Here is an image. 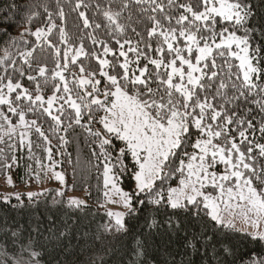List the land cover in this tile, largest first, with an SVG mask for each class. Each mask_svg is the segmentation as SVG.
I'll return each mask as SVG.
<instances>
[{
  "label": "snow or ice",
  "instance_id": "obj_1",
  "mask_svg": "<svg viewBox=\"0 0 264 264\" xmlns=\"http://www.w3.org/2000/svg\"><path fill=\"white\" fill-rule=\"evenodd\" d=\"M75 7L85 9L79 17L92 30L90 47L70 44L47 8L46 25L34 29L38 13L27 5L8 4L0 13V144L32 153L35 134L52 161L41 118L56 133L83 126L86 117L98 142L93 155L102 163L105 196L125 209L107 211L115 223L105 231L127 232L125 216L152 205L227 229H236L238 217L254 229L247 235L264 241V0H97L91 19L85 0ZM137 7L133 26L124 14ZM58 16L64 18L62 9ZM54 30L63 49L50 39ZM44 44L54 52L52 67L34 58ZM0 157L5 170L17 164L3 148ZM55 167L41 165L36 180L51 173L65 184ZM124 173L134 181L130 191L119 186ZM6 183L13 186L10 175ZM67 203L84 205L77 198ZM41 247L31 235L6 232L3 264H42ZM133 252L142 254L140 241ZM223 252L225 259L232 255ZM249 264H264V256Z\"/></svg>",
  "mask_w": 264,
  "mask_h": 264
},
{
  "label": "trees",
  "instance_id": "obj_2",
  "mask_svg": "<svg viewBox=\"0 0 264 264\" xmlns=\"http://www.w3.org/2000/svg\"><path fill=\"white\" fill-rule=\"evenodd\" d=\"M85 2L90 5L86 11L91 19L96 15L94 5L97 0ZM254 2L258 3V0ZM12 3L27 5L38 13L33 29L46 25L47 13L44 10L47 8L57 25L65 29L70 44L79 45L83 42L86 47L91 46L88 33L92 30L83 27L79 12L85 9H76L77 0H0V13L7 11V5ZM61 9L64 12L62 20L58 16ZM138 12L137 7L124 14L125 17L131 15L133 26L139 19ZM258 21L259 16L253 23ZM50 39L61 49L65 47L59 42L58 31L54 30ZM4 47V44H0V58L4 55ZM10 52L19 60L15 49H10ZM34 58L48 62L49 67H52L54 52L44 44L36 49ZM41 122L51 140V145L47 146L52 147L53 160H48L44 151L46 145L35 134L32 135V153L27 149L13 153L6 144H0L7 156H17V164L11 169L0 167V179L11 175L17 186H34L46 177L41 172L40 180L35 178L41 165L55 162V169L65 176V186L61 190L60 185L53 181L45 193L33 200L22 197L23 204L16 199L7 203L0 200V245L6 232L10 236L11 231H18L25 238L31 235L42 246L37 249L42 252V264H99L101 257L104 264H249L251 259L264 256V241L222 228L204 216L196 217L171 208L157 210L152 205H147L133 216H125L127 232L118 233L114 229L105 231L106 226L115 222L102 207L105 198L103 168L101 161L93 155V150L98 153L99 148L96 138L87 131V118L82 120L83 126L74 124L66 132L61 130L56 133L50 131L49 123L43 118ZM93 127L98 128L100 125L94 124ZM59 136H63L67 143L61 145ZM2 162L3 157H0ZM119 184L123 190L130 191L134 181L128 173H124ZM58 191L64 195L58 196ZM70 191L85 193L87 205L69 207L66 195ZM153 221L155 225L150 227ZM137 241L142 245V254L139 256L133 252ZM225 248L232 252L226 259L223 252ZM4 259L0 251V264H3Z\"/></svg>",
  "mask_w": 264,
  "mask_h": 264
},
{
  "label": "rangeland",
  "instance_id": "obj_3",
  "mask_svg": "<svg viewBox=\"0 0 264 264\" xmlns=\"http://www.w3.org/2000/svg\"><path fill=\"white\" fill-rule=\"evenodd\" d=\"M55 171L60 172V170H58V169H55ZM6 176H8V175H6ZM6 176L3 177L2 179H0V200L1 201H4L2 198L5 195H9V197H10L9 201L11 199H15V195H14L15 193H19L21 198L22 197H26L27 198V193L28 192L40 193V195H41V194L45 193L49 189V187L51 186L50 184L53 181L57 182L60 185L61 190L65 186V184L61 185L55 179L50 178L51 177V173H48V175H46L45 179L41 183H39L37 185H34V186H17L15 184L13 178H12L13 186H9L6 183ZM119 186L121 187L120 184H119ZM105 191H107V190L105 189ZM66 197H67L68 200L70 198H77V199L83 200L84 201V205H87V200H86V194L85 193H75V192L70 191V192L67 193ZM111 198L113 200H118L119 199V197L116 196L115 194H111ZM102 207L106 211H108V210H111L113 212H124L125 211V209L120 204H118V203H110L106 196L104 198V202L102 204ZM113 220H114V218H113ZM114 222H115V220H114ZM234 223L236 224V229H233V230H236V231H239V232H242V233H246V234H247V232L254 231V229L250 228L249 225L244 224L243 221L241 219H239L238 217L234 220Z\"/></svg>",
  "mask_w": 264,
  "mask_h": 264
}]
</instances>
